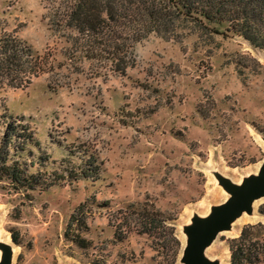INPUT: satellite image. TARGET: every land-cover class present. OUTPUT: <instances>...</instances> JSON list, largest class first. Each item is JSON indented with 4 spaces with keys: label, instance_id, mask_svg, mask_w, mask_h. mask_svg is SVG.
<instances>
[{
    "label": "rangeland",
    "instance_id": "obj_1",
    "mask_svg": "<svg viewBox=\"0 0 264 264\" xmlns=\"http://www.w3.org/2000/svg\"><path fill=\"white\" fill-rule=\"evenodd\" d=\"M70 2L0 0V36L42 68L22 86L0 75V262L10 246V264H183L186 228L231 195L220 178L243 184L264 159V48L180 18L138 40L122 29L113 57L69 23ZM143 209L162 217L151 233ZM262 209L207 258L230 264Z\"/></svg>",
    "mask_w": 264,
    "mask_h": 264
},
{
    "label": "trees",
    "instance_id": "obj_2",
    "mask_svg": "<svg viewBox=\"0 0 264 264\" xmlns=\"http://www.w3.org/2000/svg\"><path fill=\"white\" fill-rule=\"evenodd\" d=\"M67 19L83 33L94 35L92 41L108 45L106 52L119 53L118 39L123 30L140 32L136 40L150 32L164 33L183 18L210 28L212 32H235L253 46L264 48V0H71ZM226 24L225 30L209 24ZM120 33H119V32ZM104 33V34H102ZM98 41V42H97ZM33 48L16 36H0V75L13 79L23 73L22 86L42 70ZM11 167L8 166L7 169ZM264 213V210H261ZM139 231L151 233V224L162 217L150 210H136ZM261 222L246 224L239 236L230 241V264H260L264 261V234L257 230Z\"/></svg>",
    "mask_w": 264,
    "mask_h": 264
},
{
    "label": "water",
    "instance_id": "obj_3",
    "mask_svg": "<svg viewBox=\"0 0 264 264\" xmlns=\"http://www.w3.org/2000/svg\"><path fill=\"white\" fill-rule=\"evenodd\" d=\"M225 188L231 193L222 204L215 206L211 214L195 218V225L186 228L187 243L183 249V264H219L205 255V249L213 238L244 211H251L255 199L264 196V159L258 172L243 184H235L220 178ZM11 247L5 246V253L0 264H10Z\"/></svg>",
    "mask_w": 264,
    "mask_h": 264
},
{
    "label": "bare ground",
    "instance_id": "obj_4",
    "mask_svg": "<svg viewBox=\"0 0 264 264\" xmlns=\"http://www.w3.org/2000/svg\"><path fill=\"white\" fill-rule=\"evenodd\" d=\"M219 264H227V263H225V262L222 260V261L219 262Z\"/></svg>",
    "mask_w": 264,
    "mask_h": 264
}]
</instances>
